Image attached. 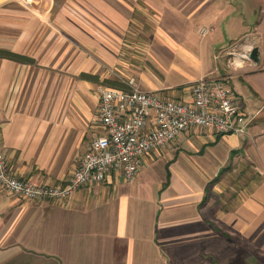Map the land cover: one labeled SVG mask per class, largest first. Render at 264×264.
I'll return each mask as SVG.
<instances>
[{"label": "crops", "instance_id": "1", "mask_svg": "<svg viewBox=\"0 0 264 264\" xmlns=\"http://www.w3.org/2000/svg\"><path fill=\"white\" fill-rule=\"evenodd\" d=\"M245 39L255 49L241 61ZM131 79L180 102L221 80L246 132L194 126L135 180L111 171L64 200L0 185V264H264V0H0L1 148L15 176L65 183L103 135L99 89Z\"/></svg>", "mask_w": 264, "mask_h": 264}, {"label": "built area", "instance_id": "2", "mask_svg": "<svg viewBox=\"0 0 264 264\" xmlns=\"http://www.w3.org/2000/svg\"><path fill=\"white\" fill-rule=\"evenodd\" d=\"M214 30L212 25H205L199 34L206 38ZM248 41L245 39L242 47L235 50L241 61L250 60L255 49ZM128 85V89H99L98 116L103 135L92 140L78 169L60 185H35L15 176L1 148L0 127V185L26 200L68 199L84 186L101 184L111 171L121 172L127 181L135 180L149 154L165 148L194 126L236 135L244 134L250 122L234 89L221 80L193 84L192 102L162 99L141 90L135 79Z\"/></svg>", "mask_w": 264, "mask_h": 264}]
</instances>
